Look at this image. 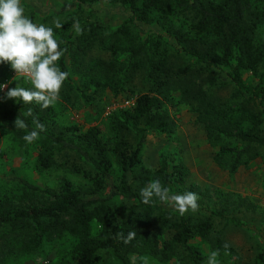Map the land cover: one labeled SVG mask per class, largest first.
I'll list each match as a JSON object with an SVG mask.
<instances>
[{
  "label": "trees",
  "instance_id": "trees-1",
  "mask_svg": "<svg viewBox=\"0 0 264 264\" xmlns=\"http://www.w3.org/2000/svg\"><path fill=\"white\" fill-rule=\"evenodd\" d=\"M74 1L80 8L89 2L112 0ZM113 1L130 14L109 31L107 40L98 42L99 50L111 58L86 66L88 80L80 92L84 99L103 88L115 95L130 88L133 73H141L142 89L135 95L133 107L120 111L114 124L115 130L122 125H142L140 139L133 146L123 135L110 141L98 126L84 130L67 126L64 130L69 137L45 127L36 139L44 143L36 168L48 170L57 153H72L86 166L74 170L87 180L88 188L82 192L66 178L55 190L23 178L2 185L0 264H12L15 257L29 255L64 237L71 244L60 255L70 264H96L102 252L119 264H131V255L149 256L161 264H204L207 256L192 240L208 239L214 231L213 221L223 217L222 211L199 205L197 216L176 215L166 202L154 198L145 204L139 194L152 180L159 179L170 189L173 174L181 179L186 175L181 163L170 167L164 157L155 169L140 167V140L145 131L171 129L167 107L176 102L173 93L197 114L207 140L218 145L213 160L230 174L264 149V40L255 41V31L264 25V0ZM77 21L82 33L72 31L75 42L70 39L71 44L64 45L62 50L66 51L58 60L60 70L68 73L65 55L71 53L80 68L103 33L87 18L70 19L65 27ZM142 24H155L161 32L150 30L141 37ZM133 30L137 31L135 36ZM177 57L183 58V63H178ZM216 69H228L227 83L219 80ZM18 79L24 88L26 82L31 83L27 77ZM221 83L231 86L224 100L216 99L213 90ZM30 110L29 116L25 103L17 100L16 107L2 116L12 122L20 115L28 125L25 133L35 128L34 120L44 126L52 122L51 106L42 109L33 102ZM137 166L139 172H135ZM129 231H135L136 237L125 244L119 234L126 238ZM224 245L217 232L212 250L218 249L222 256L236 255L232 247L225 249Z\"/></svg>",
  "mask_w": 264,
  "mask_h": 264
},
{
  "label": "rangeland",
  "instance_id": "rangeland-1",
  "mask_svg": "<svg viewBox=\"0 0 264 264\" xmlns=\"http://www.w3.org/2000/svg\"><path fill=\"white\" fill-rule=\"evenodd\" d=\"M21 6L34 23L53 28L54 39L60 42V50L64 45L71 44L70 39L75 42L74 37H71L76 22L65 27L70 19L87 18L100 32L103 31L100 34L102 38H97L99 41H96L86 58H83L80 68L74 57L70 56L71 53L65 55L64 63L69 69L70 80L66 79L62 84L58 100L51 105L52 122L45 127L53 133L69 137L70 133L64 130L67 126H76L79 130L98 126L110 141L116 135H123L126 141L135 146L140 139L139 129L142 125H131V128L129 124L122 125L119 126L120 130H115L114 124L119 121L120 111L133 107L135 95L142 89L141 73L132 74L129 87L133 91L126 87L114 95L111 90L103 88L98 93H93L95 95L89 99H84L80 92V89H85L88 80L86 66L96 61L107 62L111 58L109 53L99 50L98 42L107 40L109 31L116 29L128 18L129 10L113 0L89 2L80 8L74 0H21ZM57 22L62 26L56 28ZM150 30L161 32L155 24H142L139 35L144 37ZM135 33L133 30L134 36ZM261 40H264V25H259L255 31V41ZM176 61L183 63L184 60L177 57ZM55 63L58 65V61ZM227 71L228 69H216L220 81L225 82ZM250 80L255 82L254 78ZM3 81L7 88L5 92H0V187L7 185L8 180L15 183L16 178H23L41 188L55 190L61 180L66 178L74 187L85 192L88 188L87 180L74 167L84 169L86 166L72 153H57L55 164L48 170L40 171L36 168L37 156L44 143L41 140H36L33 144L24 141V130L16 129L14 121L9 122L2 116L4 111L17 105V99H9L7 91L17 84L21 86L22 83L10 63L0 65V83ZM25 85L28 89L33 87L28 82ZM213 90L216 99L224 100L229 96L231 86L221 83ZM173 95L176 102L167 107L171 129L145 131L140 140V167L155 169L163 157L167 159L170 167L181 163L186 168V175L181 179L173 174L170 193L195 192L199 196L200 206L222 211L223 217L214 219V231L208 239L192 240L204 255L208 257L212 251L213 238L219 232L223 242L228 243L236 255H219L218 264L254 261L264 263V149L260 148L259 155L230 174L213 160L218 145H212L207 140L204 125L197 121V114L186 103L177 101L178 93ZM32 103H25L27 111L31 109ZM140 167H135V172H139ZM167 205L174 214L180 215L174 206L169 203ZM187 214L198 215L197 211H189L185 215ZM70 244V240L65 237L55 238L29 255L15 257L12 264H70L68 258L60 255ZM132 257H136V264H141V257H147L149 264H161L149 256L131 255L130 261ZM96 264L119 263L110 254L102 252L97 255Z\"/></svg>",
  "mask_w": 264,
  "mask_h": 264
},
{
  "label": "clouds",
  "instance_id": "clouds-1",
  "mask_svg": "<svg viewBox=\"0 0 264 264\" xmlns=\"http://www.w3.org/2000/svg\"><path fill=\"white\" fill-rule=\"evenodd\" d=\"M62 25L57 22L55 27ZM75 31L80 34L82 29L77 21L74 24ZM57 39H54L53 28L44 24L34 23L25 14L21 6V0H0V64L10 63L17 74L23 73L31 77L32 89L21 87L10 88L7 91L9 99L22 100L24 103L35 102L42 109H47L59 98L62 84L69 77L70 73L61 71L55 63L63 55L59 49ZM7 88V84H0V89ZM27 115H32L31 110ZM35 128L28 131L23 140L32 143L39 133L45 130V126L38 120L33 121ZM16 129L26 130V121L17 116L14 121ZM39 130V131H37ZM142 202L149 204L158 198L161 202H166L174 206L181 216L189 211L196 212L199 209V196L192 191H185L182 194H171L170 189L164 186L159 179L147 183L140 189ZM136 237L135 231H129L125 238L119 234V238L125 244ZM230 245L225 243L224 248ZM219 250H212L205 264H218L217 257ZM141 264H149L147 257H141ZM131 264H136V257H132Z\"/></svg>",
  "mask_w": 264,
  "mask_h": 264
},
{
  "label": "built area",
  "instance_id": "built-area-1",
  "mask_svg": "<svg viewBox=\"0 0 264 264\" xmlns=\"http://www.w3.org/2000/svg\"><path fill=\"white\" fill-rule=\"evenodd\" d=\"M16 73V72H15ZM17 74V73H16ZM18 76H23V77H27V78H29V79H31V77H29V76H26L25 74H23V73H20V74H17ZM3 84H5V83H3ZM1 91H4L5 90V88L4 89H0Z\"/></svg>",
  "mask_w": 264,
  "mask_h": 264
}]
</instances>
